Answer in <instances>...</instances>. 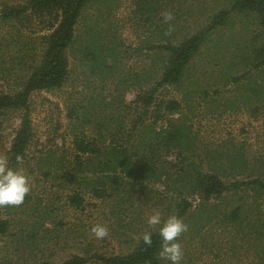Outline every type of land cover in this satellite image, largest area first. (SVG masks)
<instances>
[{
  "label": "rangeland",
  "instance_id": "374dc122",
  "mask_svg": "<svg viewBox=\"0 0 264 264\" xmlns=\"http://www.w3.org/2000/svg\"><path fill=\"white\" fill-rule=\"evenodd\" d=\"M236 1L88 4L64 86L32 95L36 137L23 169L31 191L22 205L0 207V221L9 222L0 235V264H63L74 256L101 264L97 255H127L144 233L159 232L148 218L176 215L181 199L192 203L183 220L188 231L178 240L181 264H264V190L243 186L209 201L194 193L196 172L227 185L264 181L261 17L232 12L208 32L180 85L160 87L149 109L136 101L158 87L169 60L167 51L152 47H177L207 32ZM169 12L173 19L165 23ZM38 37L0 20V90L23 91L43 52ZM93 39L96 60L88 56ZM170 101L181 109L165 111ZM19 125L18 114H0V156L6 157ZM174 130L184 139L168 149L163 137ZM77 140L102 152L81 154ZM113 148L126 152L133 165L127 172L104 166ZM75 195L83 200L80 208L70 204ZM96 225L108 229L103 240L91 231Z\"/></svg>",
  "mask_w": 264,
  "mask_h": 264
},
{
  "label": "trees",
  "instance_id": "16d2710c",
  "mask_svg": "<svg viewBox=\"0 0 264 264\" xmlns=\"http://www.w3.org/2000/svg\"><path fill=\"white\" fill-rule=\"evenodd\" d=\"M93 0H0V20L5 23H13L21 31L30 36H39L43 45V52L39 62L33 67L28 76L23 91L16 94H9L0 90V114L13 112L19 115L20 125L16 132L11 148L6 153L10 167L24 169L29 163V151L36 137L33 125L31 98L35 92L61 89L70 73V48L75 42L76 27L80 22L84 10ZM232 12H253L261 17L264 25V0H237L230 11L219 13L207 32L194 35L177 47L158 46L152 49L165 50L169 53V60L158 87L149 90L148 94L139 95L137 103L149 109L156 101V91L164 86H178L182 83L184 73L191 60L199 52L209 31H212L227 22ZM93 47L89 58L96 60V40H92ZM264 56V52H263ZM181 105L170 101L165 111L176 112ZM184 135L180 130H174L170 135L163 137L168 149L176 148ZM78 151L84 155L100 154L102 149L84 140L75 142ZM111 149L106 154L111 159L103 162L104 166L115 172L124 168L127 172L132 165L124 159L125 151ZM20 157V160H17ZM121 166V167H120ZM103 168L102 172L108 169ZM110 169V170H111ZM194 193L204 200L220 198L233 190L243 186L254 187L264 190V181L255 179L247 183L225 184L222 179L214 174L196 172ZM193 193V194H194ZM98 197H103L104 191H97ZM73 207L80 208L83 200L79 195L69 198ZM192 208L188 199H181L178 205L176 216L182 220L186 219ZM235 215V214H234ZM9 230V222L0 221V235H6ZM159 232L152 233L153 243L147 246L141 239L133 252L127 255H97V261L101 264H163L160 252ZM90 259L74 256L63 264H88ZM42 264H52L45 262Z\"/></svg>",
  "mask_w": 264,
  "mask_h": 264
},
{
  "label": "clouds",
  "instance_id": "9594fccd",
  "mask_svg": "<svg viewBox=\"0 0 264 264\" xmlns=\"http://www.w3.org/2000/svg\"><path fill=\"white\" fill-rule=\"evenodd\" d=\"M173 19L172 13H165V23ZM171 28L169 29V32ZM168 33H166L167 35ZM20 160V157H17ZM31 191L30 177L23 169L10 167L8 159L0 156V207L20 206L24 203L26 196ZM150 226H159L160 256L169 264H181L183 252L178 242L182 234L188 231V225L176 215L161 220V214L155 212L148 218ZM97 240H103L108 236V229L102 225H96L91 229ZM153 234H143V243L151 246Z\"/></svg>",
  "mask_w": 264,
  "mask_h": 264
}]
</instances>
